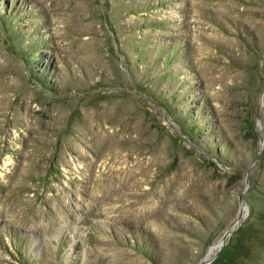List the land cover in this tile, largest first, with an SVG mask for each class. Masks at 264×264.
I'll return each instance as SVG.
<instances>
[{
  "label": "rangeland",
  "instance_id": "374dc122",
  "mask_svg": "<svg viewBox=\"0 0 264 264\" xmlns=\"http://www.w3.org/2000/svg\"><path fill=\"white\" fill-rule=\"evenodd\" d=\"M203 258L264 264V0H0V264Z\"/></svg>",
  "mask_w": 264,
  "mask_h": 264
},
{
  "label": "water",
  "instance_id": "95a60500",
  "mask_svg": "<svg viewBox=\"0 0 264 264\" xmlns=\"http://www.w3.org/2000/svg\"><path fill=\"white\" fill-rule=\"evenodd\" d=\"M247 181V180H246ZM231 233V231L229 230H226L224 232V234L222 235L221 237V243L218 245V249H220L223 245H224V241L226 239V237ZM205 258H203L202 260H200V262L198 264H205Z\"/></svg>",
  "mask_w": 264,
  "mask_h": 264
},
{
  "label": "bare ground",
  "instance_id": "6f19581e",
  "mask_svg": "<svg viewBox=\"0 0 264 264\" xmlns=\"http://www.w3.org/2000/svg\"><path fill=\"white\" fill-rule=\"evenodd\" d=\"M221 243V239H220V241H219V243H218V245ZM218 245H217V247H218Z\"/></svg>",
  "mask_w": 264,
  "mask_h": 264
}]
</instances>
